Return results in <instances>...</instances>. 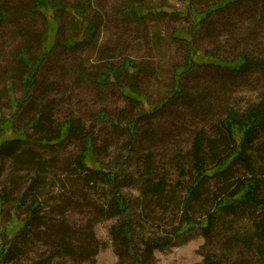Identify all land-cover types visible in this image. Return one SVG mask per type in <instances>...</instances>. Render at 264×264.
<instances>
[{
  "label": "rangeland",
  "instance_id": "rangeland-1",
  "mask_svg": "<svg viewBox=\"0 0 264 264\" xmlns=\"http://www.w3.org/2000/svg\"><path fill=\"white\" fill-rule=\"evenodd\" d=\"M57 1L61 5L47 12L49 20L53 16L49 22L50 39L57 41L46 52L31 88L32 100L14 116L15 124L27 128L30 136L37 139L27 112L31 102L33 106L34 102L45 103L44 99L52 102L50 108L56 126L67 119L81 120L84 129L92 133L95 157L111 170L123 168L130 174L122 192L131 201L138 234L157 238L168 236L182 212L178 209L163 214L162 206L154 204L150 208L156 210L152 217L149 210H142L138 184L144 164L152 162L158 174H165L170 180L188 175L187 171L181 172V167L191 170L195 138L201 136L206 140L211 136L212 140L217 139L214 148L219 147L222 133L218 135L217 132L221 120L229 109L246 110L264 95V72L236 73L223 78L224 70L213 63L187 66L181 75L184 92L179 99L140 123L143 133L136 140L126 129L127 125L133 115L147 112L173 91L175 70L187 65L190 58L191 42L183 39L186 34L197 49L211 51L223 60L234 59L247 47L253 56H264V21L260 18L263 5L259 4L254 11L244 4L232 6L212 13L199 24L200 17L196 19L191 12H186L182 0ZM217 1L192 0L191 6L199 13ZM5 4L12 14H7L0 25V118L13 114L11 93L17 101L24 99L25 71L18 70L17 57L24 51L34 60L44 47L48 28L45 17L33 12L32 0H0V9ZM134 8L141 10V16L129 13ZM89 22H96L98 28L88 36ZM86 38L88 40L84 41ZM201 57L203 53L198 52L196 59L202 60ZM125 60L129 64L125 70L127 77L121 79V75L119 81L114 79L107 85L94 81L107 69L124 68ZM131 74L136 75L135 83L130 84L133 99L125 91ZM11 83L14 84L13 92ZM209 144L206 142L203 149L209 150ZM31 148L42 154L43 161L49 162L46 169L49 182L41 197V216L46 225L40 224L36 230L30 226L25 235L20 233L13 243L20 251L6 264H90L93 259L96 264H122L124 258L128 262V255L121 259L116 252L117 240L111 227L117 218L104 213L110 198V185L100 175L91 173V176L75 165L82 141L71 137L53 147L31 144ZM218 151L223 149L219 147ZM5 158L0 157V162L6 160L0 195L6 185L11 197L1 206L0 244L2 226L18 214L20 219L27 218L29 204L27 199V205L16 208V199L29 185L23 180L28 174L26 167L16 168L13 158ZM208 159L206 165L212 163ZM237 168L239 173H244L242 167ZM214 182L212 180V184ZM170 192L174 193L171 186ZM234 210L219 213L218 222L208 235L195 227L174 236L171 245L155 250L151 256L145 252L142 242H138L141 264H203L205 259L215 264H236V261L263 264L255 244L264 241L257 223L262 217L255 220L245 211ZM206 213L204 209H197L195 220L202 221ZM61 223L78 234L76 239L93 235L91 252L82 255L76 252L71 257L58 250L60 241L51 225ZM248 239L254 243L246 248L242 244Z\"/></svg>",
  "mask_w": 264,
  "mask_h": 264
},
{
  "label": "trees",
  "instance_id": "trees-1",
  "mask_svg": "<svg viewBox=\"0 0 264 264\" xmlns=\"http://www.w3.org/2000/svg\"><path fill=\"white\" fill-rule=\"evenodd\" d=\"M182 1H185L186 12H191L196 19L200 17L198 20L199 24L206 21L212 13L226 10L239 4L250 6L253 8V11L256 6L262 4L263 9L260 18L262 19L261 21H264V0H218L215 4L207 6L199 13L192 9V0ZM32 2L33 12L42 14L48 23L46 41L44 47L41 48L40 53L34 60L27 57L24 51L17 57L16 62L19 67L18 70L25 71L24 73L22 72L24 74V99L21 102L17 101L13 93H11L13 114L10 117L0 118V157L13 158V162L15 163L14 166L17 168L24 165L28 173L23 177V180L26 179L29 185L16 199V208L27 205L26 200L29 199V202H27L29 203L27 205L28 216L25 219H20L18 214V216H14L7 225L2 226L0 264H6L9 258L20 251L19 248H15L13 244L20 233L25 235L28 232L26 229L30 226L32 230H36L39 229L40 224L42 227L46 225L45 222L42 221L43 217L41 216L43 206L41 197L45 194L44 186H48L49 182L46 178L48 177L46 169L49 168V162L46 160L43 161V158L40 157L42 154L31 148V144L40 147H53L60 145L71 137L79 138L82 141V150L74 159L75 165L84 171H88L91 176L92 174L100 175L105 180L106 184H109L111 187L109 193L110 198L106 206H104V213H106L108 217L117 218L116 223L111 227L112 234L117 240L118 249L116 252L121 259L125 257L124 255L129 256L128 262L124 258V263L122 264H141L139 260L140 248L138 242H142L145 252L151 256L155 250H162L165 246L171 245L174 236L178 237L187 230H191L195 227H200L206 232V235H208L215 226V223L218 222V218H216L217 215L224 210L232 211L234 207L236 208L237 206L238 208L234 211H245V213L251 215L255 220L262 217L257 223L260 227V236L263 237L264 141L261 142V138L264 133V95L246 110H228L226 113L227 115L221 120L220 130L217 132L218 135H220V132L222 133L219 138L218 146L223 149V151H218L219 147L214 148V145H217V142H215V140L217 141L216 138L215 140H212L211 136L206 138V140L201 136L195 138L194 150L192 151L193 160L191 163V170L189 172L185 170L186 167H181V172L185 173V171H187L188 175L180 177L177 180H170L165 174H158L152 162L144 164L141 176L142 179L140 180V185L138 184L140 191L139 196L141 199L139 204L143 208L142 210L145 212L149 210L148 213L150 217H152V215L156 213L155 209H150L154 204L162 206L160 208H162L163 214L178 209L181 210L182 214L179 222L174 226L172 232H170L168 236L166 235L161 238L147 235L140 236L138 234L140 233L138 231V226L133 217L131 201L126 197V194L122 192L123 185L130 179V174L126 173L123 168L111 170L95 157L92 133L90 134L84 129L81 120L67 119L56 126L50 108L52 102H46L44 99L43 101H45V103L34 102L33 106L31 102L30 109L27 112L29 115V123L36 130V134L38 135L37 139H34V136H30L27 128L15 124L14 116L20 112L27 101L32 100L31 88L36 83L39 67L46 52L52 49L57 41V39L54 41L50 39L49 22L53 16L49 20L47 12L61 4L57 0H32ZM11 12L12 11H10V8L6 4L2 6V9H0V25L6 20L7 14H12ZM143 12H145V14L149 13L148 11ZM129 13L138 17L141 16L140 9L135 10L134 8L133 11H129ZM195 23L197 22L195 21ZM97 28L96 22H89L86 27L88 36L94 34ZM183 39L191 42L190 58L187 65L178 67L175 70V87L163 101L157 105H152L147 112L144 111L139 115L132 116L126 129L130 131L134 140L143 133L140 128V123L148 120L152 114L157 111L161 112L165 110L168 105L181 97L180 95L184 92L180 84L181 75L188 68L187 66L191 67L194 64L213 63L224 70L222 73L223 78H227L228 75L236 73L248 75L250 72H264V56H253L249 47L241 50L234 59L223 60L219 55L211 51L197 49L192 43L191 38H188V34H186ZM86 40H88V38L84 41ZM198 52L203 53L204 57L200 58L202 60L196 59ZM128 67L129 64L125 60L124 68L107 69L94 81L100 85L112 83L114 79L119 81L121 75V79L124 76L127 77L125 70ZM128 77V80L131 82L129 86L125 88V91L127 92V96L131 98L134 96V93L130 84L135 83L136 75L131 74V76ZM10 90L11 92L14 90L13 83L10 85ZM205 98L208 97L205 96ZM206 101L207 100H203V102ZM152 131L153 130H151V132ZM206 142L207 144L208 142L210 143L209 150L203 149ZM23 145H26V147L23 148ZM206 159L212 161V165H206ZM4 161L6 160H1L0 162V180L4 173L3 169L6 166V162L4 163ZM68 167L70 166L68 165ZM237 167H242L244 173H239ZM30 171L34 172L31 174ZM259 173H261V175H259ZM187 176H189V178ZM212 180L215 181V184H212ZM15 186H17V184H15ZM170 186L174 190V193L170 192L169 194ZM4 187L5 191L3 190L4 193L0 195V213L3 211V207H1L3 203L11 197V193L6 185H4ZM178 191H180L181 194ZM197 209H204V211L207 212L204 219L200 222L195 220ZM98 211L100 212V210ZM155 216L156 215L153 216L154 219ZM51 229L57 234L56 238L60 241L57 249H61L66 255L72 257V254L76 252L81 255L91 252L92 244L90 243V238L91 236L93 237V235H87V237L82 235V237L76 239V235L78 234L62 223L60 225H51ZM81 238L84 239L80 241L79 239ZM86 238L87 240H85ZM252 243H254L253 240L248 239L244 241L242 245L249 248ZM255 244L261 253L260 258L264 264V241H259V243ZM236 262V264H243L242 261ZM90 264H96V261L93 259ZM203 264L215 263L214 261L208 262V259H205Z\"/></svg>",
  "mask_w": 264,
  "mask_h": 264
},
{
  "label": "bare ground",
  "instance_id": "bare-ground-1",
  "mask_svg": "<svg viewBox=\"0 0 264 264\" xmlns=\"http://www.w3.org/2000/svg\"><path fill=\"white\" fill-rule=\"evenodd\" d=\"M98 79V78H97Z\"/></svg>",
  "mask_w": 264,
  "mask_h": 264
}]
</instances>
